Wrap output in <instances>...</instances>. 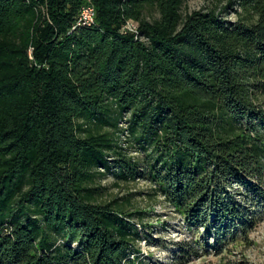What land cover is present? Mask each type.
Masks as SVG:
<instances>
[{
	"label": "trees",
	"instance_id": "1",
	"mask_svg": "<svg viewBox=\"0 0 264 264\" xmlns=\"http://www.w3.org/2000/svg\"><path fill=\"white\" fill-rule=\"evenodd\" d=\"M185 2L0 0V264H146L148 213L101 201L108 175L148 182L196 236L153 264H187L252 228L264 0ZM84 6L95 17L80 26Z\"/></svg>",
	"mask_w": 264,
	"mask_h": 264
},
{
	"label": "rangeland",
	"instance_id": "2",
	"mask_svg": "<svg viewBox=\"0 0 264 264\" xmlns=\"http://www.w3.org/2000/svg\"><path fill=\"white\" fill-rule=\"evenodd\" d=\"M229 1L231 0H186L183 12L209 11L215 8L221 10L228 5ZM151 12V16L156 17L152 10ZM227 16L230 20H236L234 13ZM122 124V128H125V121ZM132 155L137 157L138 153L133 150ZM115 182L111 175L98 182V185L103 188L101 201L116 200L118 203H126L129 212L148 213L144 224L147 226L148 233H151L153 242L143 238L138 244L136 254L145 259L146 264L170 262L179 252L181 243H189L196 239V236L186 230L185 223L174 207L163 197L151 196L152 188L148 182L138 180L119 186H116ZM257 202L254 207L258 216L247 235L224 246L223 249L206 248L198 251L199 254L190 257L187 264H264V204L260 200ZM139 226H141L140 231L143 232L142 225ZM208 243L213 244V241L208 238Z\"/></svg>",
	"mask_w": 264,
	"mask_h": 264
},
{
	"label": "built area",
	"instance_id": "3",
	"mask_svg": "<svg viewBox=\"0 0 264 264\" xmlns=\"http://www.w3.org/2000/svg\"><path fill=\"white\" fill-rule=\"evenodd\" d=\"M95 17L94 8L91 6H84L81 8L79 17H78V25L87 26L90 25ZM126 28L130 31H136V26L134 24L129 23Z\"/></svg>",
	"mask_w": 264,
	"mask_h": 264
}]
</instances>
